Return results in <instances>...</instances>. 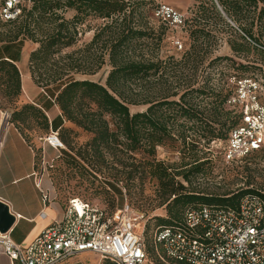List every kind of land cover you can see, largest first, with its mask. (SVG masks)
<instances>
[{"label":"rangeland","instance_id":"rangeland-1","mask_svg":"<svg viewBox=\"0 0 264 264\" xmlns=\"http://www.w3.org/2000/svg\"><path fill=\"white\" fill-rule=\"evenodd\" d=\"M140 1L145 2L139 9L141 15L134 13L132 21L148 35L140 39V43H143L140 46L137 45L136 49L130 53V57L149 63L157 62L160 71L155 76L151 75L147 81L132 85V91L129 89V92L136 94L140 99L169 94L178 100L179 95L185 91L187 93L180 102L192 104L203 118L201 122L185 118H180L177 122L184 120L189 128L193 124L194 127L202 130L199 134L210 127L214 128L216 133L223 134V137L216 136L207 140L200 136L194 137L193 130L187 129L185 143L179 137L181 128L175 124L172 129L175 133V141L167 140L157 146L154 152L156 160L162 161L171 170L174 168L178 170L185 162H191V153L188 148L191 141L196 140V154L202 163V172L189 173L186 180L181 176L178 177L187 191L214 197L229 196L248 189L263 192L264 151L253 152L240 160L227 161L223 155L224 139L228 133L225 129L229 121L236 116L225 103L218 108H215V103L219 102L217 95L222 98L229 91L226 82L229 74L236 69L242 73L247 72L244 70L264 68V61L259 60V56L254 51L249 50L246 55H240L230 49L228 40L236 36L234 33L230 34V29L227 28L228 16L220 11L215 1L214 4L221 15L210 11L207 0H186L187 6L175 4L174 0ZM161 2L173 5L183 14L184 27H170L156 19L154 8ZM30 4L31 1L25 0L24 6L28 7ZM201 6L208 10L204 9V11ZM262 6H264V0H258L255 7L253 5L246 7L249 10L248 18L240 21L248 24L254 18L253 30L258 38L264 41V18L258 21L256 19ZM58 14L70 20L76 14V10L65 8L59 10ZM83 17V22L76 25L75 42L72 46L64 48L62 54L73 51L72 56L78 58L77 62L82 69L94 70L88 73H76L77 78H89L105 84L111 70L109 54L104 53L103 62L97 68L99 49L94 47L87 51L86 45L94 32L102 25L112 24L111 29L115 30L122 15L101 18L95 12L88 11ZM13 28H15L14 23L0 20V42H5L6 32ZM195 29L210 31V36L196 40L194 33L191 32ZM177 39L182 43L181 49L174 43ZM25 42L35 44L29 39H24L23 45ZM69 60L65 58L58 65L66 64ZM256 63L258 64L254 65ZM240 64L244 67L240 68ZM27 66L31 73L29 63ZM41 77H44V73ZM31 78L38 87L39 98L49 101L42 87V81L38 85L33 77ZM2 88L0 86V106L3 109L13 112L20 110L24 104H32L20 101L22 95L25 97L22 89L20 95L13 98L5 96ZM125 92L129 95L128 90ZM128 106L131 113L145 110L147 107L146 104H128ZM53 107L59 109L57 104ZM224 111H230L229 117L224 114ZM26 112L30 115L15 124L28 141L36 139L40 142L39 147L35 149L34 168L37 175L45 176L47 179L48 194H51V197L63 206L66 205L69 197L76 196L101 206L109 212L127 201L134 211L143 212L145 215L146 224L145 220H141L135 225L134 231L143 236L148 248L149 261L157 264L158 256L152 243L153 232L159 224L158 218H169L170 215L166 203H163L166 196L158 179L148 172L153 156L149 155L144 148L130 151L124 145L111 146L98 151L91 143L93 134L65 118L61 127L55 131L62 146L58 149L49 148L48 141L52 135L50 128L43 126V118L33 110H26ZM59 113H61L60 109ZM181 213L182 211L179 216ZM102 258L99 253L85 251L72 256L65 264L107 263Z\"/></svg>","mask_w":264,"mask_h":264},{"label":"trees","instance_id":"trees-1","mask_svg":"<svg viewBox=\"0 0 264 264\" xmlns=\"http://www.w3.org/2000/svg\"><path fill=\"white\" fill-rule=\"evenodd\" d=\"M30 1V6H22L21 13L16 19L8 21V23H14L15 28L6 32L4 47L12 50L13 54L8 56L9 59H0V86L3 87L2 92L5 96L15 98L20 95V72L14 62L17 61L24 39H29L37 44L36 48L29 54L31 75L38 85L42 81V87H44L49 99L48 107H42L46 111L49 107L57 104L61 113L49 121L41 107L34 104H24L20 110H14L11 113V122L17 123L20 120H24L30 115L26 110L31 109L43 118V126L50 128V131L58 130L65 118L84 130L91 132L93 134L91 143L98 151L116 145H124L130 151L144 148L149 155L153 156V160L149 163L148 172L151 176L158 179L163 194L166 196L163 203H166L167 211L170 215L169 218H158L159 224L155 228L180 224L185 210L199 204L234 206L242 196L254 192L264 197L263 192L253 189L220 197L187 191L178 177L181 176L186 180L189 177V173L197 174L202 172V163L196 154V140L191 141L190 148H188L191 153V162H185L180 166V169L176 170L174 168L171 170L162 161L156 160L154 155L155 148L167 140L175 141V133L172 131L175 124L181 128L179 137L185 143L187 142V129L193 130L192 135L194 137L200 136L207 140H211L216 136L223 137V134L220 132L216 133L214 128L211 127L206 128L204 132L199 134V131L202 130L194 127L193 124L189 128L184 123V120L177 122L180 118L193 121L200 120L201 122V118H203L202 114L196 111L192 104L180 102L187 93L185 91L179 95L178 100H175L169 94L140 99L137 98L136 94L129 92V89L132 91V85L145 82L151 75L155 76L160 71V66L157 62L149 63L130 57V53L136 49L137 45L140 46L143 43H140V39L148 35L145 30H141L132 21L134 13L137 12L141 15V10L139 9L144 5V1ZM207 1L211 12L214 11L219 15L220 11H222L237 26L235 28L227 24L230 34L234 33L236 36L228 40L230 49L240 55H246L249 50L254 51L259 56L258 59L264 61V49L247 39L249 38L256 44L264 46V41L260 40L253 30L254 18L248 24L240 21L248 18L249 10L246 7L251 5L255 7L258 0H216L221 7L220 11L217 10L214 4L215 0ZM65 8H74L76 10V14L72 19H64L61 14H58L59 10ZM201 9L207 8L201 6ZM88 11L95 12L101 18H112L116 14L122 15L121 21L117 24L115 30L112 31V24L106 23L102 25L94 32L91 40L86 45L87 51L94 47L99 49L97 68L103 62L104 53L108 52L109 54L111 70L107 75L105 84L89 78H77L75 76L76 73H88L94 70L82 69L77 62L78 58H73V51L62 54L64 48L72 46L75 42L76 25L83 22V15ZM263 18L264 6L260 8L256 19L258 21ZM191 32L194 33L196 40L210 36V31L206 32L201 29H195ZM65 58L70 59L69 62L58 65ZM239 67L243 68L244 66L240 64ZM41 70L43 72H40ZM263 70L264 68L261 67L244 70L247 72L242 73L238 72L237 69L233 72L242 75L252 71ZM42 73H44L43 78L41 77ZM36 75L37 78L35 79ZM126 90H128L129 95L126 94ZM217 98L219 102L215 103V108L225 103L226 96L220 98V95H217ZM128 104H146L147 107L145 110L131 113ZM224 114L229 117L230 111H224ZM236 120L234 117V119L229 121L225 131L229 132ZM227 136L224 139L225 142ZM180 211L182 213L179 216ZM105 261H107L105 264H114L109 259H105Z\"/></svg>","mask_w":264,"mask_h":264},{"label":"built area","instance_id":"built-area-1","mask_svg":"<svg viewBox=\"0 0 264 264\" xmlns=\"http://www.w3.org/2000/svg\"><path fill=\"white\" fill-rule=\"evenodd\" d=\"M24 3L0 0V20L16 19ZM154 16L170 27L185 25L183 14L167 3L156 5ZM227 21L237 28L228 17ZM174 43L182 48L180 40ZM226 82L225 104L237 120L228 132L223 155L234 161L264 151V70L242 75L233 72ZM4 117L7 125L10 113L5 112ZM51 133L57 137L55 131ZM141 220L146 224L144 213L134 211L127 201L109 212L71 197L61 218L25 245L14 242L9 231L0 232V253L11 264H65L85 251L99 253L114 264H152L143 236L134 231ZM152 243L157 264H264V197L254 192L242 196L234 206L189 207L180 224L155 228Z\"/></svg>","mask_w":264,"mask_h":264},{"label":"crops","instance_id":"crops-1","mask_svg":"<svg viewBox=\"0 0 264 264\" xmlns=\"http://www.w3.org/2000/svg\"><path fill=\"white\" fill-rule=\"evenodd\" d=\"M175 4L187 6L186 0H174ZM5 42H0V59H9L12 50L5 49ZM37 44L25 42L14 63L19 69L21 89L20 101L41 107L51 121L59 113V109L49 107L45 99H40L38 87L32 80L28 70L29 54ZM27 97V99H26ZM5 112L11 113L0 106V199L6 202L9 210L15 215V221L9 229L11 239L25 245L41 230L61 218L64 207L48 194L49 184L45 176L35 173V149L40 142L36 139L28 141L21 129L9 119L5 125ZM48 147L58 149L48 141ZM0 264H11L9 258L0 253Z\"/></svg>","mask_w":264,"mask_h":264},{"label":"water","instance_id":"water-1","mask_svg":"<svg viewBox=\"0 0 264 264\" xmlns=\"http://www.w3.org/2000/svg\"><path fill=\"white\" fill-rule=\"evenodd\" d=\"M215 2L221 10L216 0ZM14 221L15 215L9 210L8 204L0 199V232L9 231Z\"/></svg>","mask_w":264,"mask_h":264},{"label":"bare ground","instance_id":"bare-ground-1","mask_svg":"<svg viewBox=\"0 0 264 264\" xmlns=\"http://www.w3.org/2000/svg\"><path fill=\"white\" fill-rule=\"evenodd\" d=\"M49 139H50L52 144H56V145L60 144L62 146V143L59 141V139L57 137L55 138L53 136H50Z\"/></svg>","mask_w":264,"mask_h":264}]
</instances>
